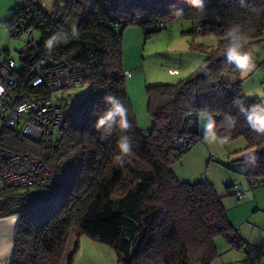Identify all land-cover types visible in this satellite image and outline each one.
I'll return each mask as SVG.
<instances>
[{
    "label": "trees",
    "instance_id": "trees-1",
    "mask_svg": "<svg viewBox=\"0 0 264 264\" xmlns=\"http://www.w3.org/2000/svg\"><path fill=\"white\" fill-rule=\"evenodd\" d=\"M56 7L62 12L58 14ZM174 9H183V17H173ZM183 19L213 31L218 43L208 52L206 68L176 84L148 87L147 109L153 126L145 135L126 91L122 37L117 28L138 24L148 34L160 31L171 20ZM29 22L40 39L22 51L16 89L47 95L42 86L31 85L40 57L46 56L57 65H79L87 92L68 109L53 145L45 146L9 128L1 131L0 146L37 157L59 172L48 187L49 197L20 214L10 263L73 264L80 235L113 248L118 264H211L218 236L242 248L244 239L233 229L222 198L210 182L179 181L169 166L188 149L177 145V138L189 137L194 143L199 139L197 113L207 108L218 126L222 121L227 124L225 114L235 118V127H220L219 132L230 134V141L244 137L247 147H256V162L249 165L246 175L250 183L264 177V136L248 127L233 104L234 98L245 106L261 101L245 96L239 72L225 63L222 54L226 47L223 32L230 24L252 30L251 49L261 40L264 0H205L203 12L187 0H55L50 12L40 0H19L5 24L16 36ZM72 24L79 29L78 39L70 35ZM60 29L69 33L68 42L49 53L45 41ZM108 94L121 99L132 124L126 134L135 155L123 167L113 160L118 139L104 144L102 131L94 127L107 108L103 98ZM116 134L122 133L117 129ZM71 229L76 238L66 252Z\"/></svg>",
    "mask_w": 264,
    "mask_h": 264
},
{
    "label": "rangeland",
    "instance_id": "rangeland-1",
    "mask_svg": "<svg viewBox=\"0 0 264 264\" xmlns=\"http://www.w3.org/2000/svg\"><path fill=\"white\" fill-rule=\"evenodd\" d=\"M40 3L46 11L52 10L53 0H44V3L40 0ZM18 5L19 0H0V50L7 52L15 60L16 70L20 71L23 67L21 54L30 46V37L22 30H19L16 36L11 35L5 24V20ZM117 30L122 37V67L132 71L130 77H125V86L135 120L140 129L150 130L153 120L147 109L148 87L176 84L193 75L197 71L193 70L195 61H205L208 52L217 46L218 35L209 29L201 30L190 19L171 20L160 31L148 34H144L138 24L118 27ZM34 39L39 41L38 31L34 32ZM259 42L264 45V36ZM36 69L40 71V66L37 65ZM86 92V85L77 88L74 101L83 97ZM199 121V139L191 148L184 150L178 159L171 162L169 168L179 181L196 182L207 179L221 196L227 213L231 214L233 206L245 203L248 193L251 192L252 186L246 175L250 164L245 163V158L246 154H256L258 150L256 147H247L244 137H238L223 146H210L203 140V121ZM113 140H116L115 137ZM259 152L261 153V150ZM232 184L243 189V199L239 200L227 192L228 186ZM249 207L246 206L248 209ZM75 238L76 231L71 229L66 252H69ZM219 238L221 236L215 238L217 255L211 264L222 263L227 254L219 249ZM248 251L252 253L250 249Z\"/></svg>",
    "mask_w": 264,
    "mask_h": 264
},
{
    "label": "built area",
    "instance_id": "built-area-1",
    "mask_svg": "<svg viewBox=\"0 0 264 264\" xmlns=\"http://www.w3.org/2000/svg\"><path fill=\"white\" fill-rule=\"evenodd\" d=\"M43 1V0H42ZM57 13L62 8H55ZM57 14V15H58ZM164 28V25L160 26ZM23 31L30 37V46H35V28L32 22L24 25ZM62 42L59 45H66ZM58 46V45H57ZM40 71L32 77L33 87H43V93L31 94L16 89V78L20 71L16 70L15 60L0 50V84L5 91L0 94V134L3 128L12 129L41 144L53 145L68 109L75 103L74 94L82 87V69L79 65H57L49 57L42 56L38 61ZM123 75L130 77L131 70H124ZM264 87V81H262ZM148 135V132H144ZM119 139L116 130L110 136L101 135L104 144ZM176 144L191 148L194 144L189 137H179ZM59 172L34 156L12 152L0 146V218L20 216L28 208L40 205L49 197L48 187L58 178ZM252 187L264 185V177L253 179ZM9 189V190H8ZM237 199H243V189L236 184L230 187ZM245 250L264 254V244L250 245L244 240Z\"/></svg>",
    "mask_w": 264,
    "mask_h": 264
},
{
    "label": "clouds",
    "instance_id": "clouds-1",
    "mask_svg": "<svg viewBox=\"0 0 264 264\" xmlns=\"http://www.w3.org/2000/svg\"><path fill=\"white\" fill-rule=\"evenodd\" d=\"M187 3L200 12L205 10V0H187ZM171 15L175 18H181L184 15L183 9H174ZM251 31V29L245 30L240 23H233L227 26L223 32V39L226 41V47L222 53L224 61L226 64L234 66L242 79L247 77L256 68L255 55L249 47ZM70 35L73 39L79 38V29L76 24L71 25ZM68 38L69 33L60 29L49 36L44 46L51 53L57 45L66 42ZM203 68H206V64L202 60L195 61L194 71ZM4 91V85L0 84V94H3ZM248 95H253V93L249 92ZM103 99L107 108L98 115L94 127L102 131L106 136L112 135L114 130L117 129L122 133L117 141V152L113 160L117 166L123 167L126 163H131V158L135 155L132 140L126 134L132 129L128 108L121 99L114 95H105ZM233 104L245 117L248 127L257 135L264 136V101L245 106L242 100L234 98ZM197 115L203 121V140L206 144L210 146H223L230 141V134H221L219 128L225 127L231 129L235 127L236 120L233 116L225 114L224 121L227 124L222 121L218 126L213 112L207 108L199 110ZM256 159L254 153L246 154L245 163L254 165ZM18 218L17 215L11 219L15 223ZM11 247V243L6 245L0 244V264H7L6 258L10 256Z\"/></svg>",
    "mask_w": 264,
    "mask_h": 264
},
{
    "label": "crops",
    "instance_id": "crops-1",
    "mask_svg": "<svg viewBox=\"0 0 264 264\" xmlns=\"http://www.w3.org/2000/svg\"><path fill=\"white\" fill-rule=\"evenodd\" d=\"M54 3L55 0H53L52 6ZM259 41L254 42L252 45L256 68L242 79V87L246 97H256L260 101H264V87H262V81H264V47L262 46L264 45L260 44ZM249 92L253 93V95H248ZM250 189L251 192L248 193L247 201L243 204L234 205L232 213H227V217L233 229L248 244L259 246L264 244V185L251 187ZM248 205L250 206L249 209L246 208ZM12 217L0 218V244L11 243L12 245L10 256L6 258L7 264L11 262L17 224V220L13 223ZM217 243L219 244V249L227 252L223 262L219 264H264V254L251 253L240 246H231L223 237L219 238ZM73 264H118V261L113 248L96 242L85 235H80Z\"/></svg>",
    "mask_w": 264,
    "mask_h": 264
}]
</instances>
